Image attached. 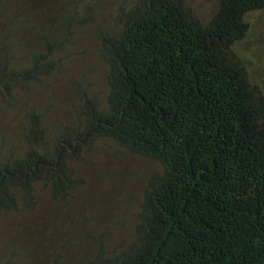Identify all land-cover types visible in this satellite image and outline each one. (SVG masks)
I'll return each instance as SVG.
<instances>
[{
  "label": "trees",
  "instance_id": "16d2710c",
  "mask_svg": "<svg viewBox=\"0 0 264 264\" xmlns=\"http://www.w3.org/2000/svg\"><path fill=\"white\" fill-rule=\"evenodd\" d=\"M107 1L0 0V112L34 85L49 91L85 29L105 69L104 88L92 70L69 81L71 121L53 126L48 102L27 112L19 139L0 136V215L34 211L42 192L73 199L86 184L76 165L107 141L158 169L131 235L108 245L106 229L83 264H264V80L236 49L264 0H215L206 19L191 0ZM53 236L43 255L67 264ZM24 256L0 243V264Z\"/></svg>",
  "mask_w": 264,
  "mask_h": 264
},
{
  "label": "rangeland",
  "instance_id": "374dc122",
  "mask_svg": "<svg viewBox=\"0 0 264 264\" xmlns=\"http://www.w3.org/2000/svg\"><path fill=\"white\" fill-rule=\"evenodd\" d=\"M191 1L197 13L205 19L218 9L215 0ZM121 2L108 0L106 6L110 8ZM248 20L250 32L237 43L236 49L243 57H250L251 77L264 80V14ZM84 32L87 34L79 37L78 44L67 50L69 57L71 53L75 57L66 65V73L50 78L49 91L42 85H34L31 93L18 97L16 107H7L0 112V136L6 135L10 141L19 139L22 126L30 124L27 112L32 107L42 110L48 102L54 105L53 126L67 119L74 103L73 90L68 83L72 80L81 82L82 76L91 70L88 79L104 88L105 69L96 53L94 32L88 29ZM76 167L86 184L73 195V199L57 201L42 192L39 207L34 211L22 209L0 215V243L4 250L14 245L23 248L25 256L21 264H50V255H43L44 252L50 254L54 245L49 243V233L61 242L67 264H83V259L94 252V243L106 229L111 234L106 242L108 245L115 246L126 240L135 223L133 214L138 199L142 197L146 174L158 169L151 161L117 152L107 141L101 142ZM94 196L97 197L95 203L89 204ZM85 209L93 219L84 220L82 213ZM120 218L123 222H119Z\"/></svg>",
  "mask_w": 264,
  "mask_h": 264
}]
</instances>
